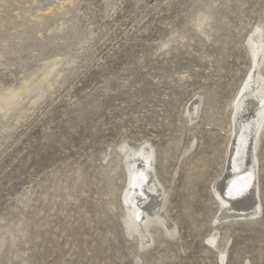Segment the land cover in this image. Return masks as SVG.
<instances>
[{
    "label": "rangeland",
    "instance_id": "374dc122",
    "mask_svg": "<svg viewBox=\"0 0 264 264\" xmlns=\"http://www.w3.org/2000/svg\"><path fill=\"white\" fill-rule=\"evenodd\" d=\"M250 40L264 0H0V104L25 89L0 109V264H264V125L227 168L259 117L233 120ZM144 144L154 221L130 232L121 146ZM226 169L257 214L222 216Z\"/></svg>",
    "mask_w": 264,
    "mask_h": 264
},
{
    "label": "bare ground",
    "instance_id": "6f19581e",
    "mask_svg": "<svg viewBox=\"0 0 264 264\" xmlns=\"http://www.w3.org/2000/svg\"><path fill=\"white\" fill-rule=\"evenodd\" d=\"M208 17L210 16L208 15ZM249 50L252 56L254 69L248 75L247 79L245 80L246 82L242 84L243 89H239L235 102V113L233 120H235L234 123H236V121L239 119V114H243L241 118L244 117L243 120H245L246 116L248 117L251 114H255V112L256 114H259V117L256 121V128L251 129L249 132H247L249 125L245 122L240 125L239 130L241 133L239 136L236 130L228 157L229 162L232 160L233 164L227 163V168H231L232 165L233 169L238 168L246 160V157H243L244 152L242 153L241 149L244 147L245 142L248 139V134L250 136V133L252 136L249 139L250 146L248 152L254 153L258 134L264 125V77L258 71V69H260L258 67H261V64L264 61V43L261 41L258 42L255 40H250ZM24 92L25 89L21 87L15 93L7 96L1 102L0 109L7 108L13 102L15 95ZM121 147L124 151V155L127 157V163L132 165L131 168L128 167L127 169L129 177L131 178L130 186H136V184L138 186L137 190L129 188L127 193L124 195V204L128 210L126 215L127 220H124L131 232L136 231L141 225L145 227L149 222L154 221V218H152L148 209L144 207V204L149 202L147 204L148 206L151 203L150 198L153 197L152 193L156 192L157 187L155 179L153 178L154 175L152 173V162L150 160L152 156L151 146L144 144L141 147L135 149L128 148L126 145H122ZM248 159H250L249 162L253 163L252 155ZM139 160L141 163L137 164ZM229 173L230 172L226 169L224 177L218 181V184L213 185V190H215L217 198L221 204V209L229 211H224L222 216L229 217L232 212H235L238 215L257 214L260 204L258 203L256 188L252 181L254 172L249 169L240 170L236 173L235 178L232 177L229 179L227 185L223 184L225 181V176H227ZM239 174L241 176L237 178V175ZM143 182L146 184L143 185ZM245 184H249V187L246 191H242V187ZM144 208L146 210H144ZM154 216L158 217V214L155 213ZM210 239H213L214 243L216 241L215 234L211 235ZM220 256H223V258L225 257V250L220 251Z\"/></svg>",
    "mask_w": 264,
    "mask_h": 264
}]
</instances>
